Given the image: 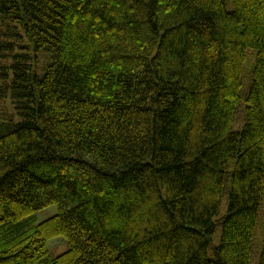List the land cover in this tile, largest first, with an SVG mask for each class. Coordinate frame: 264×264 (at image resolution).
Returning <instances> with one entry per match:
<instances>
[{
  "label": "trees",
  "instance_id": "trees-1",
  "mask_svg": "<svg viewBox=\"0 0 264 264\" xmlns=\"http://www.w3.org/2000/svg\"><path fill=\"white\" fill-rule=\"evenodd\" d=\"M263 196L264 0H0V264H264Z\"/></svg>",
  "mask_w": 264,
  "mask_h": 264
},
{
  "label": "rangeland",
  "instance_id": "rangeland-1",
  "mask_svg": "<svg viewBox=\"0 0 264 264\" xmlns=\"http://www.w3.org/2000/svg\"><path fill=\"white\" fill-rule=\"evenodd\" d=\"M39 62H40V66L43 67L44 65L43 60L40 59ZM224 207H225V203L220 207L221 214H223L225 211ZM48 211L53 213L54 207L51 206V207H48L42 210L41 212H39V217H43L45 215L44 218H47L50 215V213H45V212H48ZM43 213L45 214L43 215ZM258 213H259V217L260 216L262 217L264 215V196L260 204ZM218 232H219V227L216 230V233ZM257 234H258V238L260 239L261 238L260 230H258ZM214 241L216 242L217 240L215 239ZM66 249H67L66 242L61 237H57L53 240H50L48 243V252L52 257L59 255L60 253L66 251ZM258 256H259V242H255L253 240L252 254L249 260V264H258Z\"/></svg>",
  "mask_w": 264,
  "mask_h": 264
}]
</instances>
